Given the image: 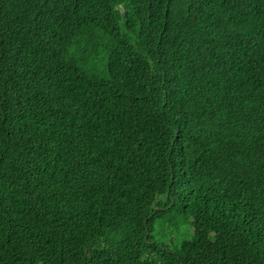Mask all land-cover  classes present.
Segmentation results:
<instances>
[{"label": "trees", "instance_id": "1", "mask_svg": "<svg viewBox=\"0 0 264 264\" xmlns=\"http://www.w3.org/2000/svg\"><path fill=\"white\" fill-rule=\"evenodd\" d=\"M0 264H264V0H0Z\"/></svg>", "mask_w": 264, "mask_h": 264}, {"label": "rangeland", "instance_id": "2", "mask_svg": "<svg viewBox=\"0 0 264 264\" xmlns=\"http://www.w3.org/2000/svg\"><path fill=\"white\" fill-rule=\"evenodd\" d=\"M176 219V215L174 214H171L167 217V220H171L172 223H175ZM188 226L189 225L187 223H183L180 228H175L174 225L165 227L158 225L154 230L155 239L162 244H166L167 246L170 244V247L175 249L176 247H180L181 243L185 239L192 237L193 232L191 233L190 231L189 233Z\"/></svg>", "mask_w": 264, "mask_h": 264}]
</instances>
